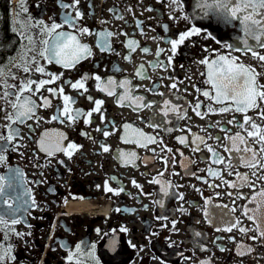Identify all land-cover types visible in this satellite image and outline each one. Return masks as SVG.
Segmentation results:
<instances>
[{
  "label": "flooded vegetation",
  "instance_id": "obj_1",
  "mask_svg": "<svg viewBox=\"0 0 264 264\" xmlns=\"http://www.w3.org/2000/svg\"><path fill=\"white\" fill-rule=\"evenodd\" d=\"M197 5L198 0H180L178 4L172 0H0V108L4 109L0 111V125L7 123L6 112H12L7 101L15 100L14 95L2 98L5 91H17L28 79H50L48 73L60 77L32 96L38 105L35 116L14 125L20 129L21 138L8 146L4 152L7 161L0 164V174H7L9 168H18L23 174L16 190L21 194L20 201H9L19 211L13 214L6 203H0V215L8 222L0 223V255L4 256L0 264H264V243L248 239L256 232L246 236L237 229L217 231L237 217L243 226L253 227L239 207L247 201L228 195L232 192L251 196L252 192L248 187L229 188L207 171L212 167L221 171L224 180L237 181L235 173L228 175L225 165L212 164L207 146L227 161L229 154L223 149L226 133L221 128L227 129L228 135L241 131L235 122H243L244 114L208 112L210 105L215 109L223 105L202 95L203 91L211 95L215 92L206 83L207 66L200 61L215 59L218 54L237 57L238 63L255 68L262 85L264 62L246 51V37L238 21L229 23L212 14L205 16ZM66 16L72 18L69 23L64 22ZM40 21L49 26L53 22L61 24L57 31L76 35L89 46L91 55L73 68L49 63L39 55L44 47L41 42L48 38ZM192 27L200 29L199 35L186 39L173 55L169 41ZM82 28H88L89 33L81 34ZM100 32L113 34L108 37L110 49L101 51L98 46ZM247 39L254 50L264 55V48ZM129 40L137 42L134 51L126 46ZM37 66L44 67L45 73L36 72ZM24 67L30 71L25 72ZM85 74L89 77L85 82L88 91L73 89L71 83ZM96 76L102 82L109 78L117 83L129 80L131 95L144 97V103L152 102V107L135 109L128 101L118 105L117 98L124 89L117 87L116 95L109 96L97 89ZM60 86L74 99L73 109L88 112L95 107L93 101H104L100 112H93L92 123L85 124L83 116L71 125L51 119L62 109L63 100L46 89ZM41 96L51 101L49 107L43 106ZM89 96L92 100L87 99ZM164 100L178 111L164 116ZM197 102L201 104L199 111L207 113L203 119L193 111ZM257 111L247 114L264 124ZM233 118L235 122L228 124ZM124 124L141 129L157 142L147 147L125 143L121 139ZM152 124L159 126L151 127ZM104 131L110 135L105 137ZM0 132L6 134V129L0 128ZM45 132L53 137L62 132L67 137L62 141L64 146L74 142L80 147L71 158L63 152L50 157L38 144ZM194 134L205 141L197 142L196 151ZM128 137L136 139L131 129ZM178 137H186L187 143L181 144ZM215 137L221 139L217 141ZM17 144L20 146L13 150ZM101 145L109 151L104 152ZM132 152L136 154L134 158L120 155ZM236 170L251 174L242 166ZM154 178L161 183H152ZM106 183L113 191L105 190ZM25 189L30 190L28 195L23 194ZM205 200L209 201L207 205ZM232 207L237 211L232 213ZM206 208L208 218L204 215ZM12 219L19 222L12 224ZM237 242L250 245L253 252L238 256Z\"/></svg>",
  "mask_w": 264,
  "mask_h": 264
},
{
  "label": "snow or ice",
  "instance_id": "obj_2",
  "mask_svg": "<svg viewBox=\"0 0 264 264\" xmlns=\"http://www.w3.org/2000/svg\"><path fill=\"white\" fill-rule=\"evenodd\" d=\"M76 3L79 0H75ZM180 0H172L173 4H178ZM205 16L210 14L218 16L226 22L238 21L242 27L243 32L246 37L244 40L245 49L248 52H251L252 56L258 59L261 62H264V55H261L258 51L254 50V47L248 43L247 38H251L256 42V47L264 48V0H198L197 5ZM67 8L69 5H63ZM149 11L152 9L149 8ZM77 17L81 16V13L77 11ZM122 18V17H121ZM186 18V17H185ZM71 16L65 17V23L71 21ZM42 25V32L47 35V39H44L41 43L44 45L43 49L39 52V55L47 60L49 63L55 62L60 64L64 68H73L77 63L82 59L87 58L91 55V49L87 44H82L76 35H73L69 32L57 31L62 27L61 24L53 22L50 26L45 25L43 21L39 22ZM70 26H74L71 25ZM167 26H165L166 28ZM81 34L89 33L88 28L80 29ZM200 29L192 27L190 30L185 31L179 34L178 39L170 40L171 51L173 55L176 53L179 45L183 44L186 39L191 36L199 35ZM113 35L112 33H98L100 39L98 40V46L101 51L110 49V44L108 43V37ZM29 43H32V38L28 37ZM136 41L129 40L127 42V47L131 50H135ZM230 47V46H229ZM239 50V49H237ZM147 52L148 49H143ZM159 54V53H157ZM172 57H169L171 61ZM237 57L217 55L215 59L209 60L205 58L200 61L201 63L207 66V80L206 83L212 86V89L215 92V95H211L209 91H203L202 95L206 98L211 99L214 103L223 105L219 109L213 108L211 105L208 107L209 113H225L229 111H235L243 113V122H235L229 120L228 124L236 123L237 127L241 129L232 135L227 134V129L221 128V131H224L226 134L223 139L226 143L223 145L224 152L228 153L229 156L227 161L225 157L220 153L215 151L212 146H207L208 151L212 154V164H223L225 169L228 171V175H233L237 177V181H226L223 179L221 171L218 169H213L209 167L207 169L210 176L221 179L222 183L226 184L227 187L238 189L242 187H248L252 194L248 196L244 193H232L229 192V196L235 195L236 199H244L247 201L246 204L239 206L241 215L246 218L248 221L252 222L253 227L243 226V221L237 217L235 219H230L226 221V227L217 228V231H226L232 232L233 229H237L241 234L247 236L250 232H256L255 236H248V239L259 240L261 243H264V184L258 185L257 181H264V124L257 123L253 117L249 116L247 113L250 110H259L257 111V117L264 121V85L258 83L257 77L260 75L255 68L251 66H246L243 63H238ZM35 63V58H33ZM25 72H29L28 67H24ZM38 73H45V69L42 66H37L35 69ZM50 79H41L39 81L28 79L26 82H21L18 87V90L9 93L5 91L2 98H7L10 95L15 96L14 101H7L12 108V112H6L4 119L7 121L6 124L0 125V128L6 129V134L0 132V164H4L7 161V156L4 155V152L8 151V146L13 145V142L20 137V129L14 127L17 124H23L27 120L32 119L35 116L36 108L38 105L35 100L32 99L36 93L40 92L41 89L45 88V85L54 83L60 77L56 74L48 73ZM141 75V73H137ZM89 79L88 75L85 74L80 80H77L75 83H71L73 89H83L84 92H87L88 89L85 87V82ZM97 83V89L99 91L105 92L109 96L116 95V88H123L124 93L117 98L118 105L123 106L125 101H128L131 105H134L135 109H142L145 107L151 108L152 102L144 103V97L142 96H133L131 95V88L129 87L130 81L125 79L117 83L112 78H109L106 82H102L99 76L95 77ZM68 83V82H66ZM35 85V88H33ZM16 87V86H11ZM173 88L176 87L175 84L172 85ZM46 91L52 95H60L63 100V107L59 110L58 115H54L52 120H59L61 123L67 121L69 125L74 123L79 117H85L84 123H92L91 117L93 112H100L101 107L104 103L103 100L93 101L95 107L85 112L82 109H73L71 105L75 102L74 99L64 93V87L60 86L59 88H47ZM200 92V89H197ZM29 93L31 95H25ZM163 96V93H160ZM42 104L44 107H49L51 101L47 97L41 96ZM87 99L92 100V97L89 96ZM163 112L164 116H167L169 111L177 112L178 109L175 105H171L168 100L163 101ZM201 108L200 102H197L194 105L193 111L196 115L202 119L207 113H202L199 111ZM0 111L4 109L0 108ZM63 118V119H62ZM103 119V117H101ZM219 123V122H217ZM151 127H158L159 125L152 124ZM30 127V126H29ZM125 135L121 137L122 141L125 143L133 142L138 146L147 147L150 143H156V138L152 135L144 133L139 128H132L130 124H124ZM129 129L132 130L133 135L136 137L134 140H130L128 137ZM171 129H169L170 131ZM101 131V129H97ZM87 135V133H82ZM110 135L109 132L104 131V136L107 137ZM210 139L212 137H209ZM67 139L64 133L57 132L54 137L48 132L44 133V136L38 142L39 148L41 151L45 152L48 156H53L56 152H63L64 155L69 158L72 157L75 151L79 149V145L74 142H69L67 146L62 144V141ZM181 144L187 143L186 137L177 138ZM219 141L220 137H215ZM205 143L204 138L196 136L194 134L193 144ZM258 145L259 147H254ZM20 145H15L14 149ZM104 152H108L109 148L107 146L101 145ZM198 150L194 148L193 151ZM171 152V149H168ZM123 156L135 157L136 154L132 153H121ZM183 155V153H181ZM130 162V161H126ZM165 163L167 164V158H165ZM245 167L251 170L249 173H241L236 169L239 167ZM163 175V174H161ZM23 174L16 168H9L7 174H0V203H6L8 209L11 213L19 211V207L13 208V204L9 201L19 202L21 199V194L16 192V190L21 186ZM255 177V179H253ZM152 183L160 184L161 180L154 178ZM134 186L140 187L133 181ZM212 185H210L211 187ZM217 187L219 185H216ZM106 191H113L112 188L108 187L107 183L105 184ZM30 190L25 189L24 195H28ZM199 191V189H197ZM13 193H16L13 195ZM119 194V193H116ZM219 195V193H217ZM182 198V197H181ZM27 203V201H24ZM209 203L208 200H205V204ZM234 203V202H233ZM32 204L35 205V201L32 200ZM253 205V207H249ZM222 207L228 208V205H223ZM232 213L237 211L236 207L230 209ZM206 218L209 217V212L207 208L204 211ZM19 221L12 219L11 223L16 224ZM0 223L7 225V221L4 219L3 215H0ZM173 229H175V222H173ZM126 230V229H125ZM17 235H23L22 233H17ZM200 235V233H197ZM230 241H235L234 237H229ZM95 247V246H93ZM225 251L223 247L220 249ZM10 251V248L6 250ZM77 251H80V245H77ZM253 252V248L250 245H245L244 243L237 242L236 254L238 256H244ZM69 260L72 259L70 254L68 257ZM4 260V256L0 255V262ZM163 264V262H161ZM201 264H208L207 261H202Z\"/></svg>",
  "mask_w": 264,
  "mask_h": 264
}]
</instances>
